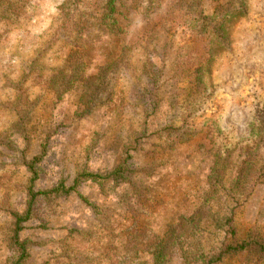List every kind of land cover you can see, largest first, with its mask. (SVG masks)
I'll list each match as a JSON object with an SVG mask.
<instances>
[{"label":"rangeland","instance_id":"obj_1","mask_svg":"<svg viewBox=\"0 0 264 264\" xmlns=\"http://www.w3.org/2000/svg\"><path fill=\"white\" fill-rule=\"evenodd\" d=\"M25 1L20 18L0 7V264L17 256L9 241L12 213L26 211L31 181L36 191H50L61 183L73 186L84 173L107 175L132 142L142 149L133 152L125 181H109L103 190L83 180L70 195L41 203L20 235L31 242L26 264H62L63 255L90 264H152V254L144 251L149 241L202 209L197 234L205 254L223 244L231 218L241 238L253 227L264 228V179L249 196L210 194L220 144L237 148L223 182L227 189L253 148L255 110L264 107V0H245V13L227 26L228 47L213 43L205 100L196 107L186 101L184 77L170 79L177 69L186 73L184 60L195 47L177 19L187 1H118L124 27L119 37L101 20L108 0L82 5L74 33L62 28L65 0ZM227 1L202 0L210 15ZM74 52L88 76L117 63L114 87L90 113L80 85L63 95L44 86ZM186 116L196 122L195 132L167 148L155 132ZM38 157L35 178L28 164ZM191 249H176L169 264H188L185 252Z\"/></svg>","mask_w":264,"mask_h":264},{"label":"trees","instance_id":"obj_2","mask_svg":"<svg viewBox=\"0 0 264 264\" xmlns=\"http://www.w3.org/2000/svg\"><path fill=\"white\" fill-rule=\"evenodd\" d=\"M25 0H0V7L6 8L11 14V19L20 18L24 13ZM90 0H65L60 6L62 16V28L74 33L77 29L75 24V16L80 7ZM120 0H108V12L102 17V23L108 30L109 34L119 37L124 33V27L119 23L117 13V2ZM133 2L136 0H132ZM186 10L183 16H178L179 23L185 27V32L189 34L188 41L194 44V49L184 60L186 73L183 74L179 69L175 75H171L170 79L179 81L184 77V82H188L189 95L186 101L189 107L197 104L200 105L207 86L205 82V74L211 65L213 56V43L224 47L230 45L228 36V24L234 18L242 16L245 11V0H228L219 5L210 15L205 12L202 0H181ZM182 3V4H183ZM6 5V6H5ZM78 34V32H77ZM117 63L103 65L95 75L88 76L86 63L78 52L72 53L63 68L58 69L44 80V86L54 90L57 94L63 95L70 91L73 87L80 85L83 90L82 99L87 106V112L90 113L95 107L97 100L101 94L115 85ZM114 67V68H113ZM171 71V70H170ZM115 73V74H113ZM156 75V72H153ZM185 75V76H184ZM180 82V81H179ZM183 82V81H182ZM192 92V93H191ZM89 105V106H88ZM158 105L153 106V115ZM196 107V105H195ZM197 128L196 122L190 120V116L181 124L171 123L157 130L155 136L166 145L167 148L174 149L179 144L189 141ZM149 135L145 134V137ZM251 136L253 137V148L246 155L241 169L235 179L231 181L229 189L224 186V179L228 170L235 166L234 153L237 148L231 143L220 144L215 152V164L210 175V194L215 195L224 190L233 191L234 196H249L255 189L258 181L264 179V107L257 106L255 110V121L252 124ZM138 142L129 144L125 151V157L119 166L107 175L84 173L79 175L74 185L67 187L64 183L59 184L50 191H36L34 182L31 181L27 188V208L24 213H12L14 222L10 229L9 241L11 247L16 252V258L11 264H26L30 258L29 240L21 239V232L24 224L30 221L43 202H51L61 196H68L73 193L80 182L88 180L96 183L105 189L109 181L114 183L125 181L126 174L130 169V161L133 152L140 151L142 147ZM140 146V147H139ZM41 160L40 157L35 158L28 164V169L35 176H38L36 164ZM197 212L190 218H182L181 221L172 226L164 237H154L146 245L145 252H149L153 256L152 264H169L171 257L176 249L195 246L198 250L201 246V239L197 234L199 226L204 217V211ZM227 231L223 244L212 253L205 254L203 252L191 249L189 256L185 259L188 264H264V228L253 227L242 238L239 237V230L233 223V219H229L226 223ZM137 240V238H133ZM134 240H132L133 242ZM135 243V241H134ZM192 245V246H191ZM195 249V248H194ZM139 249L134 250L130 256L137 257ZM65 261L62 264H90L87 258H77L69 255L62 256ZM146 264V263H141Z\"/></svg>","mask_w":264,"mask_h":264}]
</instances>
